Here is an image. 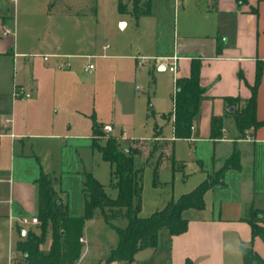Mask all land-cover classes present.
<instances>
[{
  "label": "rangeland",
  "instance_id": "obj_1",
  "mask_svg": "<svg viewBox=\"0 0 264 264\" xmlns=\"http://www.w3.org/2000/svg\"><path fill=\"white\" fill-rule=\"evenodd\" d=\"M2 1L7 8L6 28L10 34L4 36L1 33V40L11 42L12 39L16 43V48L13 49L12 45L8 47L9 54L0 55V70L7 71L5 78L8 88H11L14 78L27 89L30 88L33 67L44 59L34 56L36 52L83 55L82 58L71 60L80 64L72 76L64 78L60 74L56 75V79L65 81V96L43 103L49 105L47 117H55L58 130H68L71 125V134L83 133V141L68 142L65 151L50 147L41 150L42 157L39 155L44 173L59 180L55 188L67 203L70 217L78 218L83 214L85 171L92 173L111 198L115 199L118 195L110 163L103 160L97 149L90 147L94 120L101 129L103 124L111 123L113 133L103 134L117 136L122 148L129 145L131 149L139 150L135 165L143 168L140 216L149 217L156 210L163 209L172 199H178L181 194L192 191L200 184L199 181L189 191L182 192L183 187L192 186L191 181L199 173L195 170L200 166L189 143L174 140L172 121L163 118V114L168 115L172 111L171 95H174L175 79L169 72L159 73L155 63L161 61L152 57L164 56L172 50L176 6H179V2L154 0L153 15L141 17L136 25L132 15L120 14L119 0H93L94 3L92 0H85V3L83 0ZM51 3L54 4L53 8L48 10ZM92 7L96 8L97 14L92 13ZM128 8L132 10L131 3ZM121 19L128 21V27L122 28ZM107 44L112 49L119 47L118 51L123 55H134L120 59H87V55L113 52L100 50L102 45ZM139 46L141 51L138 52ZM13 50L26 52L27 55L13 58ZM49 61L54 63L55 59L50 58ZM89 63L94 65L91 72L85 71ZM8 107L10 113V104ZM13 107L17 114V129L43 132L38 129L41 118L34 109L36 102L31 96L18 99ZM226 123L229 129H236L233 118H228ZM160 131L162 139L156 140V134ZM95 137L105 143L102 135ZM187 177L189 181L185 180ZM23 218L31 220L30 215H22L18 219L20 226H15L12 232L11 247L8 224L5 226L0 220V264H9V250L16 252L22 230L40 233V226L22 224L20 220ZM114 223L125 227L127 220H115ZM84 234L88 242L84 246L90 247V250L82 254L78 264H100L102 259L109 258V248L119 243L118 232L103 218L87 221ZM50 242L51 229L48 228L42 250L48 251ZM255 249L264 258L263 242L258 240ZM153 253V249L143 251L137 264L164 262V254L158 262V256Z\"/></svg>",
  "mask_w": 264,
  "mask_h": 264
},
{
  "label": "crops",
  "instance_id": "obj_2",
  "mask_svg": "<svg viewBox=\"0 0 264 264\" xmlns=\"http://www.w3.org/2000/svg\"><path fill=\"white\" fill-rule=\"evenodd\" d=\"M83 2L85 3V0ZM92 2L94 3L93 0ZM178 2L172 50L164 56L152 57L161 61L155 63L159 73H171L168 69L169 58L177 56V78L190 75L192 59L202 61L200 78L206 93L200 101L194 120L192 138L183 140L189 143L200 167L195 170L199 173L191 181L192 186L183 187L182 192L189 191L199 181L203 182L209 173L221 169L235 148L240 152L241 169H229L225 172L223 182L205 194L204 209H187L183 212V216L188 220L185 233L172 236L168 230H160L158 245L153 254L158 256V262L159 257L164 254V262L159 264H243L241 247L255 249L258 240L263 242L260 238L253 241L251 226L242 219L249 207L264 209V125L246 138H239L236 123V129L227 127L226 120L233 118L227 113L233 112L234 107H229L225 99L238 98L245 101L252 95L251 87L255 83L257 61L264 62V0H176V4ZM50 5L48 10L53 8H50ZM6 12L7 8L0 0L2 35L8 30ZM153 13L154 0H151V14ZM94 14H97V11ZM139 20L140 18L135 19L136 25ZM119 22L122 28L128 27L127 20L121 19ZM10 41L3 42L0 36V55L9 54L10 45L13 49L16 48V43L12 39ZM100 50L113 52L87 55V59H120L134 55H123L118 51L119 47L112 49L110 44L102 45ZM137 51H141L140 46ZM26 55V52L13 50V58ZM33 55L44 59L33 67L29 89L15 78L11 88H8L5 78L7 71L0 70V195L4 192L0 198V220L5 226L8 224L10 247L12 232L15 226H20L18 219L22 215H30L31 219L38 217V190L35 181L42 167L39 161V155L43 156L41 150L50 147L56 150L59 147L63 152L67 149L68 142L83 141V133L71 134V125L68 130H58L55 117H47L49 105L43 104L65 96V81L56 79V75L60 74L59 76L64 78L72 76L80 64L71 60L82 58L83 55L52 51L36 52ZM50 58L55 59L54 63L49 61ZM63 68L68 69L70 73ZM15 88L23 89L24 95L14 97ZM30 96L36 102L34 109L41 118L38 129L43 132L17 129V114L13 106L18 99ZM171 97L173 110V95ZM8 104L11 106L10 113ZM52 109L54 110V107ZM52 109L50 111H53ZM213 116L224 117L223 136L216 142L210 139ZM256 117L258 121H264V67L257 93ZM105 125H110L114 130L111 123L103 124L102 129ZM173 138L176 140L174 128ZM155 139L162 137L160 135ZM90 144L92 145V141ZM185 180L189 181V177ZM31 225L39 226L40 221L39 224ZM83 239V245L88 244L85 234ZM51 243L52 241L49 249ZM147 249L150 248L139 251L132 264H137L140 254ZM89 250L90 247L84 246L82 254ZM106 261L107 257L102 259L100 264H107Z\"/></svg>",
  "mask_w": 264,
  "mask_h": 264
},
{
  "label": "trees",
  "instance_id": "obj_3",
  "mask_svg": "<svg viewBox=\"0 0 264 264\" xmlns=\"http://www.w3.org/2000/svg\"><path fill=\"white\" fill-rule=\"evenodd\" d=\"M132 5V10L128 4ZM142 3V4H141ZM51 3L50 8L53 7ZM120 14L130 13L136 20L151 14V0H119ZM95 13L96 8L91 9ZM221 48L219 47V51ZM200 59H192L191 71L188 77L176 79L173 95V110L163 114V118L173 122L176 140H189L193 135L195 117L199 111L201 99L206 89L201 85ZM263 61H257L255 83L251 87L252 95L248 100L226 98L229 107H234L231 115L236 123L239 138L249 134L264 125L256 117L257 93L263 75ZM103 130V131H102ZM224 117L213 116L211 119L210 139L214 142L223 136ZM104 129L93 121L92 145L97 149L104 161L111 165L112 177L116 180L118 195L111 198L105 187L100 184L92 173L84 172L83 183V215L74 218L68 215V205L63 201L61 193L55 188L59 182L56 177L44 173L40 167V175L36 179L38 197V219L40 233L21 231V238L16 248L17 264H77L82 256L84 245L80 241L84 237V226L87 221L103 218L112 225L119 234V243L111 250L106 263L122 262L132 264L136 254L146 248L156 250L160 230H168L170 235L183 234L188 229V220L183 216L187 209L202 210L205 208V194L216 185L223 182L224 174L229 169L240 170V152L233 149L219 170L209 173L207 178L189 193L172 199L161 210H156L149 217L140 216L141 194L143 187V168L135 165V156L139 150L131 146L122 148L119 138L115 135H104ZM106 133V132H105ZM103 136L101 143L95 136ZM161 135L157 132L156 137ZM157 171H155V177ZM127 220L125 227L115 225V220ZM252 229L253 241L260 238L264 243V209L249 207L242 219ZM51 229V247L42 250L45 242V232ZM23 232L26 236L23 237ZM243 264H264V258L253 247H241ZM22 260L24 263H22Z\"/></svg>",
  "mask_w": 264,
  "mask_h": 264
},
{
  "label": "built area",
  "instance_id": "obj_4",
  "mask_svg": "<svg viewBox=\"0 0 264 264\" xmlns=\"http://www.w3.org/2000/svg\"><path fill=\"white\" fill-rule=\"evenodd\" d=\"M10 33L9 30H5L4 31V35H8ZM170 60V63H169V71L174 75V83L176 85V75H177V70H178V61H179V58L177 56H174V57H171L169 58ZM94 69V65L93 64H88L87 66H85V71H88V72H91L92 70ZM176 90V88H175ZM175 93V91H174ZM21 95H24V91L23 89H16L14 90L13 92V96L14 97H18V96H21ZM104 131L107 133V134H110V133H113V128L110 126V125H105L104 126ZM20 222L22 224H39V219L38 217H33L31 220L27 219V218H23L20 220ZM82 243H84V239L82 238L80 240ZM16 252H14L12 249L9 250V264H17L16 263Z\"/></svg>",
  "mask_w": 264,
  "mask_h": 264
},
{
  "label": "water",
  "instance_id": "obj_5",
  "mask_svg": "<svg viewBox=\"0 0 264 264\" xmlns=\"http://www.w3.org/2000/svg\"><path fill=\"white\" fill-rule=\"evenodd\" d=\"M232 110V109H231ZM26 236V232H23V237H25Z\"/></svg>",
  "mask_w": 264,
  "mask_h": 264
}]
</instances>
